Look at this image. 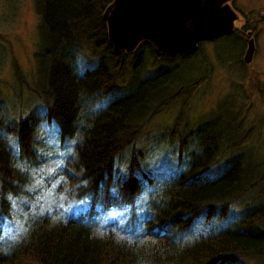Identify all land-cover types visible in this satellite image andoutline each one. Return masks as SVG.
<instances>
[{
	"label": "trees",
	"instance_id": "obj_1",
	"mask_svg": "<svg viewBox=\"0 0 264 264\" xmlns=\"http://www.w3.org/2000/svg\"><path fill=\"white\" fill-rule=\"evenodd\" d=\"M35 1L40 38L33 92L45 115L36 110L8 122L0 104V236L14 199L28 194L31 169L44 160L41 122L59 126L74 139L55 175L62 180L58 190L66 202L87 198L106 207H136L145 185L148 197L140 219L134 222L138 210L132 216L135 236L122 232L117 223L99 222L93 210L69 217L58 211L27 217L23 211L20 233L12 240L0 239V264H264V203L254 205L259 198L264 201V157L238 153L223 174H209L252 137L254 129L246 126L244 116H220L215 125L196 130L200 137L195 139L184 133L188 124L183 107L168 130L170 142L177 141L181 155L190 156L181 172L164 170L151 178L147 171L159 168L144 170L139 159L143 153L136 148L156 116L186 101L208 80V73L187 75L185 69L210 41L201 42L190 55L163 53L150 41L127 52L109 39L104 12L113 0ZM86 48L100 60L81 70L77 55ZM130 54L138 58L135 65L151 61L170 66L138 79L128 94L106 107H97L134 64ZM130 147L127 171L117 176L118 161ZM235 203L247 210L230 226L189 237L202 217L225 218Z\"/></svg>",
	"mask_w": 264,
	"mask_h": 264
},
{
	"label": "rangeland",
	"instance_id": "obj_2",
	"mask_svg": "<svg viewBox=\"0 0 264 264\" xmlns=\"http://www.w3.org/2000/svg\"><path fill=\"white\" fill-rule=\"evenodd\" d=\"M237 4L250 18L249 23L257 28L253 60L242 65L241 60L245 57L249 40L245 41L235 35L215 43H205L200 53L187 62V75L208 73V80L192 92L186 101L174 104L148 124L136 148L143 153L139 159L144 170L159 168L153 173L147 171L151 178L164 170L181 172L188 166L190 156L186 153L181 155L179 143L170 142L171 136L168 132L183 107L188 124L184 133H192L195 139L200 137L198 131L202 126L213 125L220 116L227 118L235 113L244 116L246 126L254 129L252 137L242 150L229 155L222 164L215 165L209 171L212 178L223 174L229 166L227 161L238 153L256 152L264 157V0H239ZM39 21L35 0H0V104L7 110L4 116L8 122L27 117L37 111L41 116L45 115L44 107L33 92L38 77L35 53L39 46ZM238 34L242 36L240 32ZM128 58L134 59V64L127 68L126 75L116 81L97 107H106L115 99L128 94L138 79L153 76L170 66L151 61L135 65L138 58L131 54ZM99 60L100 57L87 48L77 55L81 70L95 67ZM41 124L43 141L45 146L47 145L45 149H41L44 160L31 169L33 180L28 194L14 199L12 214L6 219L0 239L12 240L20 233L23 211L27 217L55 211L60 212L63 217H69L93 210L99 222L101 220L104 224L117 223L122 232L127 231L130 236H135L137 230L131 222L132 216L138 210L139 217L141 207L145 206L147 201L149 185H145V192L136 207L127 203L106 207L101 201L93 203L92 200H88L89 203L83 200L66 202L64 194L58 190L62 180L55 175L63 166L65 158L72 152L74 139L64 135L59 126L48 122ZM8 138L18 152L17 140L13 133H9ZM132 150L130 147L121 155L117 164V176L126 173ZM262 203L264 201L259 198L254 205L259 206ZM246 210L244 204L235 203L225 218L215 216L208 220L204 216L189 237L227 228ZM137 215L134 222L138 219Z\"/></svg>",
	"mask_w": 264,
	"mask_h": 264
},
{
	"label": "water",
	"instance_id": "obj_3",
	"mask_svg": "<svg viewBox=\"0 0 264 264\" xmlns=\"http://www.w3.org/2000/svg\"><path fill=\"white\" fill-rule=\"evenodd\" d=\"M231 0H113L104 12L111 43L134 51L143 41L161 52L195 53L201 42L230 34L239 19ZM255 38L248 41L245 62L253 60Z\"/></svg>",
	"mask_w": 264,
	"mask_h": 264
},
{
	"label": "flooded vegetation",
	"instance_id": "obj_4",
	"mask_svg": "<svg viewBox=\"0 0 264 264\" xmlns=\"http://www.w3.org/2000/svg\"><path fill=\"white\" fill-rule=\"evenodd\" d=\"M237 1L239 0H231L230 4L233 7V9L238 12L239 15V19L236 20V27L235 30L230 33V34H223L215 39L212 40V42H218V40L223 39L225 37H231V36H235L238 35L239 37H242L243 40L245 39V41H248L250 37H254L255 41L257 39V28L255 26H253L252 24L249 23L250 18L247 16V14L245 13V11L243 10V8L237 4ZM262 20L264 21V16L262 17ZM241 33V35H239L238 33ZM247 39H246V37ZM245 59V57H244ZM241 60L243 62V66L245 65V61Z\"/></svg>",
	"mask_w": 264,
	"mask_h": 264
}]
</instances>
